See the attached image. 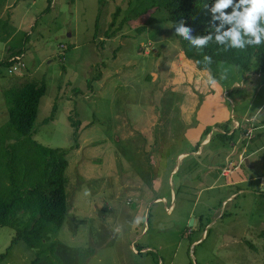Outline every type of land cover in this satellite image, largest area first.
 Instances as JSON below:
<instances>
[{
  "label": "rangeland",
  "instance_id": "obj_1",
  "mask_svg": "<svg viewBox=\"0 0 264 264\" xmlns=\"http://www.w3.org/2000/svg\"><path fill=\"white\" fill-rule=\"evenodd\" d=\"M129 6L0 0V129L10 122L5 93L45 83L32 137L70 162L69 215L52 264H264V197L249 192L264 181V149L251 166L239 151L228 160L236 140L214 133L204 153H191L206 127L244 125L235 118L241 107L256 117L264 75L230 64L202 72L185 57L165 9L136 17ZM25 36L12 74L1 62ZM235 82L242 88L225 97ZM247 134L248 149L264 144V129ZM19 140L0 135V159ZM227 161L242 185L223 176ZM16 236L0 227V264H33L37 251L13 244Z\"/></svg>",
  "mask_w": 264,
  "mask_h": 264
},
{
  "label": "trees",
  "instance_id": "obj_2",
  "mask_svg": "<svg viewBox=\"0 0 264 264\" xmlns=\"http://www.w3.org/2000/svg\"><path fill=\"white\" fill-rule=\"evenodd\" d=\"M215 2L216 0H129V10L138 17L152 8L165 9L175 34V25L178 26V23L183 21L184 26L191 29L189 35L193 40L211 36L208 44L201 48L176 35L185 57L193 60L202 72L210 70L217 75L222 64H230L242 68L248 74L263 73L264 43L243 50L228 47L230 41L224 44L216 43V35L227 31L231 25L225 24L221 33L216 32L221 21L212 19L210 8ZM227 11L230 13L231 9ZM115 22L116 18L112 27ZM26 37L20 44L9 49L10 56L1 62L3 66L11 69L18 66V58L24 55L23 44ZM206 55L211 57L210 63L205 61ZM14 57L15 60L9 62ZM46 94L45 83H29L23 88L7 91L5 100L10 122L0 129L1 136L13 137L14 133H17L20 139L18 143L5 146L6 153L0 159V227H9L17 232L13 244L25 241L30 248L37 251L33 264H40L42 261L52 264L58 247L55 235L64 227L69 215L68 153L59 148L45 146L32 137L40 103ZM214 127L226 132L219 133L218 136L231 137L228 135L229 125ZM212 130V127L204 129L201 140L192 151L198 149L202 140L209 136ZM261 236L264 237V231ZM248 244L257 249L255 244ZM3 258L5 255L0 257Z\"/></svg>",
  "mask_w": 264,
  "mask_h": 264
},
{
  "label": "clouds",
  "instance_id": "obj_3",
  "mask_svg": "<svg viewBox=\"0 0 264 264\" xmlns=\"http://www.w3.org/2000/svg\"><path fill=\"white\" fill-rule=\"evenodd\" d=\"M228 9H231L230 13ZM210 12L213 21H221L220 26L216 28L217 33H221L225 24L231 25L227 31L216 35V43L224 44L230 41L228 47L241 50L264 43V0H216ZM175 28L177 36L184 37L192 45L201 48L212 39L211 36H205L202 39L193 40L189 35L191 29L185 27L183 21L179 22L178 26L175 25ZM204 59L208 63L211 62V57L207 55ZM136 223H139V218L136 219Z\"/></svg>",
  "mask_w": 264,
  "mask_h": 264
},
{
  "label": "crops",
  "instance_id": "obj_4",
  "mask_svg": "<svg viewBox=\"0 0 264 264\" xmlns=\"http://www.w3.org/2000/svg\"><path fill=\"white\" fill-rule=\"evenodd\" d=\"M247 74H245V75H247ZM249 75H255V76L257 75L258 78H261V77H263L264 72L261 73V74H249ZM242 86H243L242 83L235 82L234 84L231 85L230 89H228L225 92L224 96L227 97V95H229V93L235 92L236 90L242 88ZM226 100L230 101L234 107L236 106V103H237L236 100H232V99H229V98H227ZM239 103H240V106H241V101L240 100H239ZM250 114L251 113L249 112V109L248 110H244L241 107L240 108V111L238 113H236V115H235L236 117L235 118L243 121L244 125H242L239 121L233 119V124L229 126L230 127V132L228 133V135L231 136L230 138L235 139L236 142L233 143V151L228 155L227 158H228V160L230 158L232 159L233 158V155H235L237 153V151H239V153H238L239 160L240 161H243V160L246 159V161L248 162V164L251 166V158L257 157V154L264 149V144H262L260 146H257L256 149H251V148L248 149L247 143L244 144L243 141L241 142V139H242V137L244 135V132H245V136H246L247 133H251V132H253L255 130H263L264 129V122L261 124L257 120V115H264V106L258 111L256 117L249 118V115ZM231 126H232V128H231ZM242 129H245V131L244 130L242 131ZM238 130L240 131V135L236 139V132ZM214 133H216V134H219V133L220 134H225L226 132L224 130H220L219 128L213 127V130H212L211 134L209 136H206L202 140V142L199 145L198 149L196 151H192L191 152L193 156L199 155V154H202V152L203 153L205 152L206 147L208 145H211L212 144V141H213L214 137L216 136V135H214ZM236 145H238L239 147L237 148ZM241 145H242V147H240ZM187 153L189 154L188 151H185V152H182L181 154H183V155L185 154V156H186ZM244 157H246V158H244ZM184 159H186V158H184ZM233 162L231 163L232 165L229 164V169L227 168L228 161L224 165V168H223V176L228 177V178L232 177L231 178V185L232 186L233 185H235V186L242 185L244 183V179L239 178L238 176L234 177V172L233 171L235 169H233V165H234ZM212 186H213V184L211 185V187ZM262 191H264V181L261 182V185L259 186V189L249 190V192H256L257 194L262 195L264 197V192H262ZM243 192H244V190H241V189L238 190V193H243ZM235 196H236V194H233V196H231L229 198V200L233 199ZM170 207L172 208L171 211L169 210V208H167V210H168L169 213L173 211L174 205H172ZM200 241L201 240H198L196 243H199Z\"/></svg>",
  "mask_w": 264,
  "mask_h": 264
},
{
  "label": "built area",
  "instance_id": "obj_5",
  "mask_svg": "<svg viewBox=\"0 0 264 264\" xmlns=\"http://www.w3.org/2000/svg\"><path fill=\"white\" fill-rule=\"evenodd\" d=\"M18 59L21 60L20 58H18ZM14 60H15V59H14ZM14 60H13V61H14ZM13 61H11V62H13ZM18 69H19L18 67L14 68V69H11V73L13 74V73L17 72ZM14 70H15V72H14Z\"/></svg>",
  "mask_w": 264,
  "mask_h": 264
},
{
  "label": "water",
  "instance_id": "obj_6",
  "mask_svg": "<svg viewBox=\"0 0 264 264\" xmlns=\"http://www.w3.org/2000/svg\"><path fill=\"white\" fill-rule=\"evenodd\" d=\"M194 222V220L192 221V223Z\"/></svg>",
  "mask_w": 264,
  "mask_h": 264
}]
</instances>
